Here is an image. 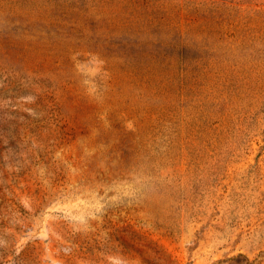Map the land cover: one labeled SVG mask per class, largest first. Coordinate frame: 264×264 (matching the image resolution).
Returning <instances> with one entry per match:
<instances>
[{"label":"rangeland","instance_id":"obj_1","mask_svg":"<svg viewBox=\"0 0 264 264\" xmlns=\"http://www.w3.org/2000/svg\"><path fill=\"white\" fill-rule=\"evenodd\" d=\"M0 264H264V0H0Z\"/></svg>","mask_w":264,"mask_h":264}]
</instances>
